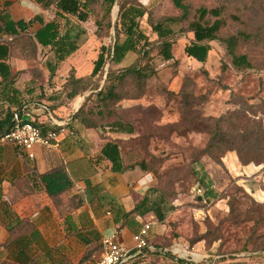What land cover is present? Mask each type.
I'll return each mask as SVG.
<instances>
[{
  "label": "rangeland",
  "instance_id": "rangeland-1",
  "mask_svg": "<svg viewBox=\"0 0 264 264\" xmlns=\"http://www.w3.org/2000/svg\"><path fill=\"white\" fill-rule=\"evenodd\" d=\"M138 2L147 8L149 17L145 15L140 25L151 38L154 34L148 24L163 17L174 18L172 28L183 34L173 37L172 60L165 61L156 50L152 51V58L144 68L147 73L150 68L154 70L148 79L127 78L116 87L122 99L107 103L103 108L107 116L102 123L121 119L135 128L134 135L122 134L118 138L127 140L122 149L130 155L129 161H144L146 167L137 166L154 178L151 197L160 202L166 212L163 222L170 228L169 236H165L167 241L160 244H179L184 250H180L181 255L173 254L174 257L194 264H264V256L251 257L243 251L264 248V208L254 205L253 199L257 200L224 167L216 176L221 181L220 189L200 192L196 189L205 173L202 158L219 165L218 158L231 152L230 156L238 153L243 162H264V0H184L189 11L186 22L181 23L178 20L181 11L172 0ZM200 7L222 10L225 26L219 37L238 32L250 36L239 39L236 47L238 54L247 55L252 64L250 69H234L224 44L219 41L210 42L205 63L185 56L183 44L189 36L184 31L188 22L197 18ZM48 10L53 14V7ZM87 10L96 18L102 14L99 4ZM117 13L115 3L111 10L112 44L116 36L122 40L113 29ZM57 18L61 30L64 26L78 29L80 41L85 40L87 32L94 31L91 21L82 23L72 16ZM0 39L10 38L0 36ZM96 40L94 58L99 46L108 43L109 38ZM9 43L13 46L10 61L27 63L22 71L27 74L24 87L33 81L41 84V90L45 89L47 76L41 65L50 56V50L35 49L26 38ZM135 59L136 55L131 53L121 64L111 63V67H127ZM107 69L108 64L105 73ZM104 79L105 74L101 85ZM216 128L223 139L221 150L216 152L212 148L209 155H204ZM212 185L213 181L209 186ZM229 203L235 205L232 213ZM195 252L203 257L194 260Z\"/></svg>",
  "mask_w": 264,
  "mask_h": 264
},
{
  "label": "crops",
  "instance_id": "crops-1",
  "mask_svg": "<svg viewBox=\"0 0 264 264\" xmlns=\"http://www.w3.org/2000/svg\"><path fill=\"white\" fill-rule=\"evenodd\" d=\"M142 1L148 3L150 0ZM6 2L15 20L28 21L40 15L47 22L55 16V10L51 14L32 0H0L1 7ZM40 26L39 22H34L29 34L33 35ZM61 35L76 43L78 48L58 65L53 52L47 48L50 56L41 65L47 76L46 87L42 89L47 99L36 105L27 103L21 115V120L36 121L47 129L54 120L55 124L62 125L57 146L34 145V156L30 158L22 147L8 141L0 142V264H89L99 257L102 238L107 235L114 234L117 242L132 248L133 234L149 222V245L156 248L169 233L168 225L157 221L153 212L142 213L144 206L134 212L144 197L148 198L147 206H151L153 176L138 166L115 172L111 163L101 156L104 145L123 136L122 133L101 127L86 128L79 122L65 124L84 98L70 102L64 83L71 69L76 76L90 73L97 40L90 31L85 40L80 41L79 30L68 26L62 27ZM7 63L12 71L19 73L15 83L16 99L36 98L38 84L31 81L27 88L24 87L27 74L22 71L27 63L18 59L12 62L10 58ZM2 91L6 89L0 85V103L8 104L16 97ZM49 104L54 113L62 117L60 120L52 117ZM230 153L222 157L223 166L201 159L205 173L197 191L220 189L221 181L216 176L224 167L256 200L264 202V167L242 165L237 156L232 157ZM58 167L64 168L72 185L58 197H50L38 176ZM211 181L215 183L212 187L209 186ZM152 255L145 253L139 259L132 255L122 264L172 263L168 258Z\"/></svg>",
  "mask_w": 264,
  "mask_h": 264
},
{
  "label": "trees",
  "instance_id": "trees-1",
  "mask_svg": "<svg viewBox=\"0 0 264 264\" xmlns=\"http://www.w3.org/2000/svg\"><path fill=\"white\" fill-rule=\"evenodd\" d=\"M32 1L37 3L43 10L53 7L55 16L47 22H45L40 15L28 21L23 19L15 20L8 11L9 3L6 2L4 7L0 5V36L5 35L10 38L0 39V85L6 89V91L2 92L16 96L14 100L8 101V104L4 102L0 103V135L14 121L16 115H18V121H24L21 120L24 105L27 103H34V105H36L37 103H42L44 99H47L46 91L41 90V84L39 85V92L34 95L36 98L21 99L19 101L16 99L18 97V90L15 87V83L19 78V73L12 71L10 65L7 63L13 47L9 42L17 38H26L34 45L35 49L48 48L53 52L54 62L58 65L71 56L78 48L76 43L71 41L68 37L61 35V26L57 16L62 15L72 16L82 23L91 21L94 25L93 33L96 38H109L108 43H102L99 46L97 55L92 61V68L89 74L76 76L74 69L69 71L64 87L70 102L81 97L87 91L92 92L84 97L79 107L71 114L70 120L65 124L70 125L73 122H79L86 128H98L101 126L113 132L134 135L136 131L133 125L121 119H113L103 124L102 118L107 116L103 108L107 107V103L112 100H120L121 97L115 90L116 87L127 78H135L141 81L150 77L151 73L154 72L153 68H150V73H147L144 68L152 58L151 54L153 50H156L165 61L173 59L172 48L175 44L173 37L179 38V36L183 34H178L172 28L175 19L172 17H163L159 21L148 24L151 33L154 34V38H151L140 25V20L144 18L145 15L147 17H149V15L147 14V8L140 4L138 0ZM172 2L173 5L181 11V15L178 19L180 21L179 23L183 21L186 22L185 20H187L189 10L184 0H172ZM115 3L118 5V13L113 23V29L117 33H120L122 40H119L116 36L112 44V37L110 35V30L112 28L111 10ZM98 4L101 6L100 11H102V14L96 18L95 16L93 17L92 13L87 9L89 6ZM196 13L198 15L197 18L190 20L184 31V33H187L189 36V40L183 44L184 54L199 63H205L210 51V42L219 41L224 44L226 53L230 56L231 65L234 69H250L252 64L248 60L247 55L238 54L236 52L239 39H249L250 36L238 32L226 38L219 37L221 29L225 26V20L221 17L222 10L220 8L208 9L200 7L197 9ZM34 22H39L41 26L33 35H30L29 29ZM131 53L136 55V59L132 64L118 69L111 67V63L113 65H119ZM107 64L108 69L105 73L104 69ZM104 74L105 79L101 85ZM51 76L52 75H50V78ZM47 107L51 111L52 117L59 120L62 118L54 113L50 104L47 105ZM30 122L40 129L42 135H45L48 131L58 132L62 128V125L54 123L47 129L44 128L41 123L36 121ZM212 138L214 139L212 142L210 141L209 145L205 148L204 155H209L212 148H216V152L221 150L220 142L223 139L217 128ZM125 142L119 138L111 139L101 149V156L111 163V169L115 172H123L137 165L146 167L144 161H129L130 155L122 149ZM223 156L224 154L216 161L220 166H223ZM236 156L242 165L256 164L264 167V162H243L238 153H236ZM38 179L41 181L45 191L50 197H58L72 185L63 167L49 170L39 175ZM244 190L242 189L243 193L248 195ZM257 201L253 199L254 205L257 208H264V202ZM147 203L148 198L144 197L134 208V212H138V208L144 206L145 209L142 213L153 212L154 218L157 221H164L166 212L162 210L160 202L154 199L149 207ZM228 206L230 213L235 211V205L229 203ZM164 241H167V239ZM174 246L175 244L172 243H162L156 246L155 249L148 248L135 257L139 259L143 257L145 253H149L168 258L172 261L171 264H194L187 260L174 257L171 252ZM243 251L248 252L251 257L264 256V248H248Z\"/></svg>",
  "mask_w": 264,
  "mask_h": 264
},
{
  "label": "built area",
  "instance_id": "built-area-1",
  "mask_svg": "<svg viewBox=\"0 0 264 264\" xmlns=\"http://www.w3.org/2000/svg\"><path fill=\"white\" fill-rule=\"evenodd\" d=\"M17 119L7 131L4 136H0V142L8 141L19 147H22L27 155L32 158L33 147L34 145H40L46 148L57 146V137L58 132L48 131L45 135H42L40 129L32 124L30 121H18ZM14 117V118H15ZM53 120V119H52ZM55 123L57 121L54 120ZM151 224L149 222L144 223L140 229L133 234V247L128 248L122 243H119L115 240V235H107L102 238V250L99 257L89 264H118L120 262L124 263V259L132 255L140 254V251L149 245V230ZM148 249V248H147ZM155 249V248H149ZM179 249V250H178ZM182 249L179 245H175L171 252L174 255L182 254L180 252ZM196 255H193L194 260H200L203 255L195 252ZM121 263V264H122Z\"/></svg>",
  "mask_w": 264,
  "mask_h": 264
},
{
  "label": "water",
  "instance_id": "water-1",
  "mask_svg": "<svg viewBox=\"0 0 264 264\" xmlns=\"http://www.w3.org/2000/svg\"><path fill=\"white\" fill-rule=\"evenodd\" d=\"M90 92H92V91H89V92H86L85 94H83L82 95V97L80 98V100H82L88 93H90ZM17 119V117H15L14 118V121ZM14 121L2 132V134L0 135V136H4L6 133H7V131H8V129L12 126V124L14 123ZM147 248H155V247H153V246H148V247H146V248H144V249H142L141 251H140V253L141 252H143L144 250H146ZM128 260V257L127 258H125L124 259V261L123 262H125V261H127ZM122 262H120V263H118V264H121Z\"/></svg>",
  "mask_w": 264,
  "mask_h": 264
}]
</instances>
